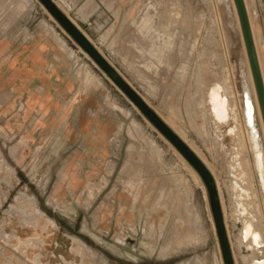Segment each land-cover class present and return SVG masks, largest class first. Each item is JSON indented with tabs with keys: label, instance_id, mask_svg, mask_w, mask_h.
I'll list each match as a JSON object with an SVG mask.
<instances>
[{
	"label": "rangeland",
	"instance_id": "rangeland-1",
	"mask_svg": "<svg viewBox=\"0 0 264 264\" xmlns=\"http://www.w3.org/2000/svg\"><path fill=\"white\" fill-rule=\"evenodd\" d=\"M117 1L93 44L212 169L248 264L237 221L264 233V189L226 126L242 111L264 157V121L235 0ZM246 2L264 67V0ZM42 30L60 52L37 80L12 50ZM227 56L239 104L223 87L234 120L215 128L203 93ZM155 128L40 0H0V264H224L203 179Z\"/></svg>",
	"mask_w": 264,
	"mask_h": 264
},
{
	"label": "water",
	"instance_id": "water-1",
	"mask_svg": "<svg viewBox=\"0 0 264 264\" xmlns=\"http://www.w3.org/2000/svg\"><path fill=\"white\" fill-rule=\"evenodd\" d=\"M45 8L63 26L67 33L77 42V44L95 61L101 69L108 74L114 84L118 86L129 99L139 108V110L154 124V126L181 152V154L193 165L195 170L203 179L211 202L212 215L215 229L223 257L224 264H235L233 251L229 241L223 215L221 198L217 182L213 173L201 159L199 155L177 134L167 122L149 105V103L135 90L131 84L121 76L117 69L91 42V40L76 26V24L66 15L54 2V0H40ZM241 27L245 39V44L254 76L261 110L264 118V88L258 64L255 45L249 24V18L244 0H235Z\"/></svg>",
	"mask_w": 264,
	"mask_h": 264
},
{
	"label": "bare ground",
	"instance_id": "bare-ground-1",
	"mask_svg": "<svg viewBox=\"0 0 264 264\" xmlns=\"http://www.w3.org/2000/svg\"><path fill=\"white\" fill-rule=\"evenodd\" d=\"M244 1H245V7H246V10H247V14H248L249 13V7L247 5L246 0H244ZM248 18H249V24H250V28H251V32H252L253 42H254V45H255V50H256V54H257L258 64H259L261 78H262V82H263V88H264V67L262 65V57H261L262 56L261 52H262V48L263 47L260 45V43L258 41L259 39H257V36L255 34V32H257V31H254V29H253V25L251 23V18H250L249 15H248ZM240 23H241V21H240ZM258 38H260V37H258ZM224 68H225V72H223V75H222L223 84H221V78L216 79V81L214 83L209 85V87L207 88V91H204V93H203L204 94V99H205V102H204L203 105L205 107L206 112H208V114L211 116L212 122H213V126L215 128H217L218 126H221V125H226L228 123V121H229V118H228L229 115H231L232 116V120H234V115H233L234 103H233L232 95L230 93L231 91H228V95L225 96L223 87L226 89V91H227V88H231L232 89V94H233V96H234V98L236 100V104L237 103L239 104V102H237L238 98H237V89H236L234 74H233L231 63L228 60V56H227V61H226V65H225ZM251 71H252V69H251ZM253 78H254V76H253ZM251 81H252L251 85H252V87L255 90V87H256L255 80L254 81L251 80ZM256 91H257V88H256ZM257 96H258V92H257ZM258 101H259V103H258ZM259 104H260V100H259V96H258L257 106H258V109H259L258 112L261 115L262 114V110L260 111L261 105L259 107ZM227 110H228V112H227ZM246 111H247V113H246L247 120H252L250 106L247 108ZM240 112H241L240 113L241 123H238V125H235V124L233 125L232 124L231 126H226L227 134L230 137H242L243 138L245 147H246L247 152L249 153V156L251 158L250 159L251 177H252V179L254 181L259 182L260 185L262 183V187L264 189V157H263V154H262L260 148L257 149V146H259V145L254 144L253 143L254 139L251 137V135L248 134V131H247V128H246V125H245V119L243 117L242 111H240ZM161 117L164 119L165 122H167L168 125H171V127L174 128L175 132L177 134H179V136H181V138L185 142H187L188 145L196 153L198 152V151H196L194 145L189 143L187 141V139L183 136V134L181 133L180 129H178L177 127H174L175 126L174 123L170 122L171 119H168V117L167 118H164L163 116H161ZM261 118H263V114H262ZM263 121H264V118H263ZM161 136L166 141H168L169 145H171L177 151L176 147L171 142H169V140H167V138L163 134H161ZM197 155H199V154L197 153ZM181 156H182V158L184 160H186L183 155H181ZM202 160L204 161V159H202ZM193 170L198 174V172L194 168H193ZM211 172H212V169H211ZM218 190H219V188H218ZM257 193H258V197H259V199H260V201L262 203V207H263V211H264L263 190H262V188L257 189ZM219 194H220V198H221L223 215H224V219H225L223 201H222V196H221L220 191H219ZM263 219H264V214H263ZM237 226H238V229L240 230V233H241V241L243 243V246H246L247 248L252 250L246 255L248 257V259L246 257V260L248 261V264H264V258H260V257H258L255 254V251H257L258 253L262 252V249L264 247V233H262L253 224H251L250 222H246V220H244L242 218L238 219ZM226 229H227V227H226ZM229 241H230V239H229ZM231 248H232V246H231ZM233 257H234V254H233ZM222 259H223V257H222Z\"/></svg>",
	"mask_w": 264,
	"mask_h": 264
},
{
	"label": "crops",
	"instance_id": "crops-1",
	"mask_svg": "<svg viewBox=\"0 0 264 264\" xmlns=\"http://www.w3.org/2000/svg\"><path fill=\"white\" fill-rule=\"evenodd\" d=\"M56 0L58 7L69 16L76 26L91 40L92 43H101L106 35H110L111 26L110 12L113 15L119 12L117 0ZM117 6V8H116ZM115 13V14H114ZM29 30L30 29H25ZM45 30L32 32L29 36L36 37V41L23 43L12 52L21 53V65L23 70H32L37 74V80H46V72L57 61V54L60 52L54 44L45 39ZM19 57V56H18ZM17 57V58H18ZM20 59V58H18ZM17 59V60H18ZM50 80H61L54 75Z\"/></svg>",
	"mask_w": 264,
	"mask_h": 264
}]
</instances>
